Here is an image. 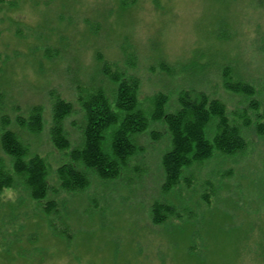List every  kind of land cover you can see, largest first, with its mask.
<instances>
[{"label":"rangeland","instance_id":"rangeland-1","mask_svg":"<svg viewBox=\"0 0 264 264\" xmlns=\"http://www.w3.org/2000/svg\"><path fill=\"white\" fill-rule=\"evenodd\" d=\"M106 1L0 4V133L16 132L50 170L42 203L21 182L0 192V264H264V138L256 130L264 119V0H137L125 11ZM102 5L113 11L107 18ZM97 56L139 79L146 111L159 92L169 95L170 111L182 90L221 100L247 147L194 163L166 192L162 158L170 135L154 122L134 136L140 148L116 178L101 180L74 162L89 185L62 189L56 169L82 144L80 99L98 88L111 96ZM226 69L233 81L255 88L257 106L225 87ZM59 98L74 106L63 121L71 143L64 150L51 133ZM34 106L42 107L40 133L18 121ZM0 156L9 170L1 146ZM158 201L176 209L162 223L154 220Z\"/></svg>","mask_w":264,"mask_h":264},{"label":"trees","instance_id":"trees-1","mask_svg":"<svg viewBox=\"0 0 264 264\" xmlns=\"http://www.w3.org/2000/svg\"><path fill=\"white\" fill-rule=\"evenodd\" d=\"M109 1L113 2L112 7L118 8L119 11L129 10L137 2ZM2 2L3 0H0V4ZM112 12L107 5L100 8L103 18H107ZM97 58L102 61L100 72L112 83L111 96L106 89L98 88L80 99L85 119L82 144L71 149L72 162L64 163L56 169L62 189H85L90 182L87 171L93 172L101 180L116 178L130 157L140 148L134 142V136L149 131L151 123L154 122H163L170 135L169 149L162 158L165 174L162 189L166 192L181 182L185 168L208 160L215 153L231 155L247 147L241 127L230 120L226 106L221 100L210 99L205 92L182 90L177 97L178 107L170 111L169 95L159 92L151 100L152 109L146 111L141 107L139 99V79L126 71L112 69L111 65L103 60L104 57ZM230 74L228 69L224 71L225 87L229 91L245 93L252 97L251 104L257 106L254 98L255 88L242 81H233ZM73 111V103L62 98L57 99L52 108V139L55 145L63 150L71 147L63 121ZM5 121L3 120V123ZM18 121L31 132L40 133L44 129L42 107L34 106L27 120L22 118ZM210 127L213 130L211 137L208 136ZM256 130L264 138L263 118L257 122ZM151 132L158 138L159 133L155 130ZM0 146L11 160L10 169L5 170L4 158L0 156V192L4 188L14 186L16 182H21L33 201L42 203L47 199L50 192V170L46 161L39 155H29L28 148L13 130L3 129L0 133ZM74 162L83 165L87 171L78 169ZM45 210L50 211L51 208L47 206ZM153 210L154 220L158 223L176 214L172 205L162 201L154 203Z\"/></svg>","mask_w":264,"mask_h":264}]
</instances>
